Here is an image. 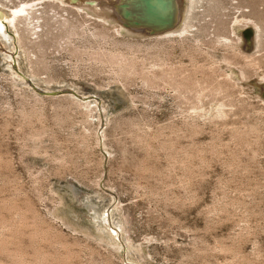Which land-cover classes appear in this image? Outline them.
<instances>
[{
	"label": "rangeland",
	"instance_id": "rangeland-1",
	"mask_svg": "<svg viewBox=\"0 0 264 264\" xmlns=\"http://www.w3.org/2000/svg\"><path fill=\"white\" fill-rule=\"evenodd\" d=\"M59 1L0 0L39 17L0 23V264H264V0H176L159 33Z\"/></svg>",
	"mask_w": 264,
	"mask_h": 264
},
{
	"label": "bare ground",
	"instance_id": "bare-ground-1",
	"mask_svg": "<svg viewBox=\"0 0 264 264\" xmlns=\"http://www.w3.org/2000/svg\"><path fill=\"white\" fill-rule=\"evenodd\" d=\"M68 1H70V0H60L59 2L61 4L62 3L65 4ZM170 1L172 2V0H148L146 2L149 5L150 10L155 17L164 15L165 19L168 20L170 17L173 16L174 11L176 12V10H174V8L171 7ZM194 1L195 0H187L186 3H187L188 10L190 9V11H191L193 4H194ZM118 2H121L122 4H124V6L129 8V10L133 13V15H136L137 17H140L141 15H143L142 8H140V7H142L141 0H124V1L123 0H112V2H111V0H89V1L79 0V1H77L76 6L78 7V10L79 9L82 10V9H84L83 5H88V8H89L88 10L91 11V13L102 17L103 15H105L107 13L109 14V9L114 14H117V12H115L114 10H115ZM136 3H137V5H135ZM138 3H140V4H138ZM32 8H33V5H30L28 3H24L22 5H19L15 9H11V10L10 9L7 10L5 7L2 6V7H0V23L3 22L2 25H4V22L6 21V22L11 23L13 25H17L18 23L23 22L20 20L21 16L24 17V15H26V23L32 24L34 22V20H36V19L39 20L38 19L39 17L35 14V10H32ZM117 8L121 9V6H119ZM183 15H184V13H183ZM120 16L123 17L121 13H120ZM118 19L120 22L122 21V20H120V18H118ZM121 19H123V18H121ZM164 22L166 23L165 20H164ZM162 23L163 22H161L160 20H154L152 24H150V25L146 24V25H149L150 27H154V30L156 32H158L159 30L165 28L166 24L162 25ZM35 26L37 27V25L34 24V27ZM186 26L187 25H183L180 28L165 31V35H167L166 33H168V32H170V33H185L187 31ZM117 28L120 29L121 25L118 24ZM134 28H137L138 30H141L142 32L147 30L148 33H150L149 31H150V29H152V28H149L145 25L144 26L143 25H135ZM247 28H253V29L257 30L259 28V24H258V22L254 21V20L244 19L240 23H237V25L234 27V30L237 33V35L240 37V39H246L247 41H249L248 40L249 37L244 32V30ZM130 29H132V28H130ZM165 30H167V29H165ZM161 34H159V35H161ZM10 57L11 56L8 55V56H6V59L4 58V60L7 61L8 65L11 64V62L8 60V58H10ZM223 64L226 68L227 75L230 78L234 79V81H236L237 83H240L244 89L249 87V84H247L248 79L245 77L244 69L237 67L235 62L233 60H231L229 57L224 58ZM14 76H15V78H19V76L17 74ZM253 82L258 83V84H261L262 82H264V70H261L256 75L255 80H253ZM72 96H76V95L72 94ZM81 99L86 100L84 98H81ZM93 102H94V100H90V101L87 100L86 102H84V104L90 105ZM214 112L218 115L221 114L222 116L224 114H226V110L224 109V104H220L218 107H216ZM82 202H84V201H82ZM77 205H78V203H77ZM90 211H91V209H90ZM89 212L87 210L85 211L82 209V210L78 211V217L83 219L84 222H86L88 225H91L94 229H96V232H94V230H92L94 232L92 235L95 238H98L102 241H106L107 243L112 244L116 249H120L122 247V245H121V242L119 241V238H120L119 233L115 228L110 226L108 216H105V217L94 216V215L90 214ZM88 219H90L93 222V224L91 222H89ZM112 233L115 235H113ZM117 238H118V240H117Z\"/></svg>",
	"mask_w": 264,
	"mask_h": 264
},
{
	"label": "water",
	"instance_id": "water-1",
	"mask_svg": "<svg viewBox=\"0 0 264 264\" xmlns=\"http://www.w3.org/2000/svg\"><path fill=\"white\" fill-rule=\"evenodd\" d=\"M124 1V0H123ZM148 0H141L142 2V13L143 15H141L140 17H137L136 15H133V13L129 10V8H127L126 6H124V4H122L121 2H118L117 5H116V8H115V12H117V17L120 18L121 23L125 26H129V27H132L134 28L135 25H145L149 28H152L150 29V33H159V32H162L164 29H168V28H173L179 21L180 19V6H179V3L176 1V0H172L171 2V7L174 8V10H176V12L174 11V14L172 17H170L168 20L165 19L164 15L162 16H158V17H155L153 15V13L151 12L150 10V7L149 5L147 4ZM140 4V3H138ZM121 6V9H118L117 7ZM170 8V7H169ZM120 13L122 14L123 17L120 16ZM159 15V14H158ZM123 18V19H121ZM154 20H160L162 23V25L166 24L165 25V28L159 30L158 32H156L154 30V27H150L149 25L153 23ZM164 20L166 21V23L164 22ZM146 24H149V25H146ZM137 29V28H135ZM246 33H250L251 32V29L248 28L246 29L245 31ZM252 35V34H251ZM251 35H249L248 37L250 38ZM248 38V39H249ZM42 92V91H40ZM60 92V91H59ZM44 93V92H42Z\"/></svg>",
	"mask_w": 264,
	"mask_h": 264
}]
</instances>
